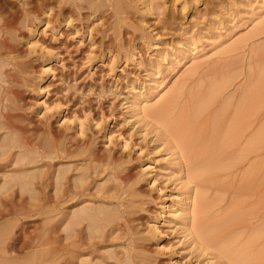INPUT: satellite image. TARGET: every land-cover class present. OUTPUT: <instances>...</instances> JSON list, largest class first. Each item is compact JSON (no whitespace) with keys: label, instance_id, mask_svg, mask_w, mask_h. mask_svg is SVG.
<instances>
[{"label":"rangeland","instance_id":"374dc122","mask_svg":"<svg viewBox=\"0 0 264 264\" xmlns=\"http://www.w3.org/2000/svg\"><path fill=\"white\" fill-rule=\"evenodd\" d=\"M14 1L10 0L9 5ZM142 1L133 0L135 6L117 15L108 5L91 16L90 10L84 8L80 15L76 13L72 26L63 27L59 39H53L51 31L47 35L40 31L38 37L60 52L51 63L52 75L44 82L49 89L47 98L54 103L61 100L63 104L61 121L57 122L59 115L55 113L53 125L63 129L64 114L87 116L84 135L76 134L75 129L70 131L78 140L89 139L90 145L69 157L44 159L46 185L41 187L40 196L46 206H26L33 209L31 215L10 219L19 223L14 222V232L45 233L43 229L57 213L56 199L51 196L52 170L60 162L64 166L70 164L73 167L67 170L69 178L85 166L87 161L83 159L91 158L94 152L99 157L95 163L100 166L92 172L86 189L91 197H108L114 203L122 199L133 206L129 215L136 217L134 222L138 226L135 225L142 232L150 214L159 216V239L147 241L146 249H141L148 259L144 264H243L226 252L229 243L232 248L251 244L250 254L264 247V137L252 144V137L260 130L264 132V0H155L152 14L141 10ZM35 67L39 73L41 62H36ZM157 83L154 91L163 95L153 98L150 105H159L176 90L167 111L172 118L191 102L200 99V103L205 98V108L197 115L193 128L198 132L187 133L189 139L193 136L191 150L184 148L176 131L162 125L160 116L148 113L139 120L132 113L129 105L133 92ZM214 84L219 91L208 101ZM33 92L29 103L36 108L37 92ZM240 102L247 105L246 109ZM239 106L246 110L241 117L239 109L236 111ZM215 120L221 121L222 126L218 127H225L224 131L232 121L239 122V138L234 130L235 139H231L235 142L224 145L221 155L223 160L226 154L223 163L227 161L229 165L192 178V158L201 148L203 151L206 143H199L202 139L196 141L195 136L210 132ZM74 121L71 123L75 124ZM175 147L181 150L179 165L172 162ZM111 174L128 177L122 183L111 180L104 190L98 191L97 184ZM187 189L192 190L196 204L200 205L201 222H220L225 216L231 219L220 230L223 231L219 232L217 243L206 241V236L193 225L192 232L186 230L182 223L175 222L176 216L171 220L169 207ZM21 195L26 199L29 196L27 192ZM10 220L2 221L0 226ZM126 239L122 226L109 237L120 251V243ZM19 255L25 256L26 252L20 251ZM263 259V255H253L254 264H264Z\"/></svg>","mask_w":264,"mask_h":264},{"label":"bare ground","instance_id":"6f19581e","mask_svg":"<svg viewBox=\"0 0 264 264\" xmlns=\"http://www.w3.org/2000/svg\"><path fill=\"white\" fill-rule=\"evenodd\" d=\"M9 2L10 0H0V223L12 218L22 219L23 216L31 215L33 209L26 208V206H37V208L40 206V209L41 206H46V202L42 201L40 196L41 187L46 185L45 158L69 157L79 152L84 146L89 147L90 145L89 139H76V134L84 135L87 131V116L82 118L77 113L72 117L64 114L61 123L65 127L62 129L53 125L55 113L59 115L57 122L61 121L63 104L61 100H56L57 102L54 103L47 98L49 89H46L44 82H48V78L52 75L51 63L59 58L60 52L55 51L56 47L50 45L51 43L48 44L45 39L38 37L40 31L45 35L51 31L50 36L53 39H59V35L63 34V27L72 26L76 13L80 15L84 8L90 10L88 16H91L108 5L112 7L114 15H117L135 6L133 0H16L13 5H9ZM154 2L155 0H143L144 5L141 6V10L146 14H152ZM186 7L187 1H184L183 8ZM89 36L92 37L91 30ZM38 61L41 62L42 67L38 70L39 73L35 67ZM194 67L197 69L196 66ZM158 84L145 86L143 90L133 92L129 105L132 113L139 120H143L148 113L160 116V122L164 127L179 134L184 148L185 146L186 148L191 147L193 136L191 135L192 138L189 139L187 133L193 131L197 115L199 116V112H202L203 107L205 108V98L202 97L204 103H199L200 99L191 102L189 106L181 110L178 116L172 118L167 115V111L176 90L165 96L159 105H150L153 98L160 95L158 97L160 99L163 95L161 91H154L159 86ZM180 87L177 86L178 89ZM218 88L217 84L211 86L208 101H212L211 97L219 91ZM33 91L37 92L38 105L36 108L33 107L34 109L29 103V97L32 96L30 93ZM245 96L246 94L243 98L246 99ZM246 106L245 104V109ZM240 108L236 111L239 109L238 115L241 114V117L246 110L244 111V107ZM236 118L238 119V116ZM74 120L76 123L72 124ZM234 121L226 126L227 133L224 131L225 127H221L225 135H222V130L218 127L221 121L215 120L210 132L203 134L202 131V134L195 136L196 141L202 139L203 142L199 143L203 145L206 143L202 146L203 151L199 147L201 148L200 153H194L192 158L194 163L192 162L193 166L191 165L189 173L192 178L197 179L201 173L217 171L220 167L229 165L227 161L223 163L226 154L222 157L224 161L221 155L223 147L230 145L231 141L235 142L231 138L235 139L236 135L239 138L237 134L239 122L233 124ZM96 124L99 125L100 122L97 121ZM72 129H75V136L70 131ZM234 130L237 132L234 133ZM193 132L195 133L196 129ZM230 132L235 136L230 135ZM263 137L264 132L260 130L254 138L252 137V144ZM172 158V162L179 165L181 150L176 148L172 152ZM97 159L99 157L93 152L91 158L83 159L87 161L84 163L85 166L79 168V171L71 174L69 178L67 170L73 166L70 164L64 166L65 163L60 165L63 162L59 161L58 167L51 173L53 180L51 196L56 199L54 210L57 212L54 221L43 229L45 233L36 235L15 233L18 221H14L16 224L11 220L7 223L3 222L0 226V250H2L0 264H144L147 258L142 250L146 249L147 241L158 240L161 233L159 216L150 214L142 232L134 222L136 217L129 215L134 211L133 206L125 204L122 199L114 203L110 198L107 199L108 197L102 199L91 197L89 195L91 193L86 189L90 185L92 172H97L98 165L100 166V163H95ZM249 174L247 173V178ZM111 176L106 181L97 184L98 191L104 190L111 180H119L122 183L128 177L127 174H111ZM26 192L29 194L27 199L21 195ZM17 196L20 198L17 199ZM196 200L192 190L183 191L182 195L169 207V212L173 214L171 220L174 221L176 216L178 220L175 222L182 223L183 227L190 232H192V225L195 226L196 230L206 236V241L215 244L220 238L218 237L220 230L231 219L228 220L229 217L225 216L220 222H201L198 219L200 218L198 216L200 205L196 204ZM61 201L70 202V204L63 206ZM191 204L194 205L193 210H191ZM20 224L23 225V222ZM117 225L124 228L127 236V239L120 243L123 247L122 251L114 247L109 240L116 228H119ZM139 233L143 236H139ZM229 245L231 248L228 247L226 252L234 260L243 264H254V254L264 256V247L251 255V251L248 250L251 244L245 243V245L233 248L230 243ZM159 248L162 249L163 246ZM20 251H25L26 255L20 256ZM203 251L206 250L203 248Z\"/></svg>","mask_w":264,"mask_h":264}]
</instances>
